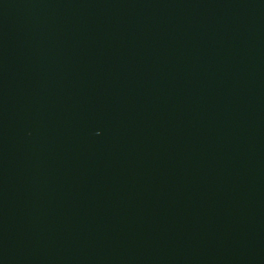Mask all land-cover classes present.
I'll return each mask as SVG.
<instances>
[{
	"label": "water",
	"instance_id": "1",
	"mask_svg": "<svg viewBox=\"0 0 264 264\" xmlns=\"http://www.w3.org/2000/svg\"><path fill=\"white\" fill-rule=\"evenodd\" d=\"M0 264H264V0H0Z\"/></svg>",
	"mask_w": 264,
	"mask_h": 264
}]
</instances>
